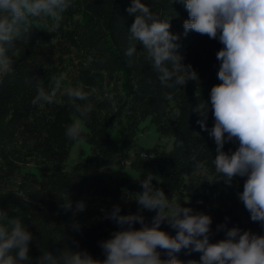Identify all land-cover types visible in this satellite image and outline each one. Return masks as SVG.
<instances>
[{"label": "trees", "instance_id": "16d2710c", "mask_svg": "<svg viewBox=\"0 0 264 264\" xmlns=\"http://www.w3.org/2000/svg\"><path fill=\"white\" fill-rule=\"evenodd\" d=\"M141 2L161 19L173 18L170 31L180 34L182 62L192 65L198 80L187 81L183 88L162 87L142 46L137 44L133 57L125 55L134 22V15L127 12L132 0H73L59 29H53L50 21L36 23L27 42L17 40L15 54L9 53L13 71H0V209L19 218L32 232L29 255L33 264L42 250L56 254L65 245L105 258L100 242L121 226L104 217L115 205L120 206L121 215L136 213L139 205L134 199L143 190L139 180L111 176V170L130 154L139 132L148 126L158 135L148 159L158 175L153 186L161 188L171 201L210 215L212 242L225 237L224 231H216L222 223L264 235V226L250 219L238 199L245 178H234L231 186L223 181L207 182L214 173L216 145L197 123L200 116L193 109L201 101L207 102L206 124L208 129L214 126L210 91L221 83L216 53L223 45L194 31L185 37L183 21L188 12L182 4L173 0ZM60 76L64 79L57 99L63 102L33 105L37 81L51 91L53 78ZM77 86L85 91L95 89L103 99L90 98L94 109L83 123L81 141L88 143L89 153L67 169L64 162L76 141L66 137L65 129L78 114L60 93L64 87ZM115 124L121 130L119 141L109 135ZM237 147L236 141L226 142L223 150ZM193 154L204 168L194 169ZM68 198L73 209L76 202L83 201L85 210L65 211L61 205ZM155 214L143 210L144 223L151 226ZM161 229L175 235L166 223ZM200 256L188 249L177 254L184 264L199 261ZM162 258H166L163 253Z\"/></svg>", "mask_w": 264, "mask_h": 264}, {"label": "clouds", "instance_id": "9594fccd", "mask_svg": "<svg viewBox=\"0 0 264 264\" xmlns=\"http://www.w3.org/2000/svg\"><path fill=\"white\" fill-rule=\"evenodd\" d=\"M174 2L182 4L188 12V18L183 21L185 37L194 31L218 39L223 45L216 53L221 83L210 91L214 126L208 129L206 124L207 102L201 101L193 109L200 116L197 123L216 145L214 173L207 182L223 181L231 186L234 178H245L243 191L237 193L238 199L250 213V219L264 226V0ZM71 7L73 0H0V71H13L9 53L15 54L17 40L27 42L31 29L38 22L50 21L53 29H59L64 14ZM127 12L134 15V22L129 28L126 56L133 57L137 44L142 46L145 59L157 73L162 87L183 88L187 81L198 80L192 65L182 62L180 34L170 31L173 18L161 19L141 0H132ZM63 79V76L54 77L51 91H46L38 80L32 104L62 103L57 99V91L62 88ZM60 94L67 96L78 114L66 127L65 135L73 142L81 140L83 123L94 109L90 98L95 96L101 100L103 97L95 89L85 91L80 86L64 87ZM166 96L172 98L169 94ZM77 101L86 103L82 105ZM233 141L238 142L236 150L225 152V143ZM151 158L141 153L142 160ZM190 159L194 169L204 168L195 154ZM153 180L151 172L139 180L143 190L136 193L134 199L139 205L136 213L121 215L120 206L115 205L104 217L121 226L111 238L100 242L104 259L94 258L87 250H73L65 245L56 254L42 250L35 264H184L177 258L184 249L201 253L199 261L189 260L187 264H264V235L235 226L229 228L227 223H222L217 225L216 231H224L225 237L212 242V217L171 201L161 188L153 186ZM61 206L65 211L73 210L74 214L86 207L83 201H78L73 209L69 198ZM145 209L156 213L151 226L144 223L141 215ZM137 223L142 227H134ZM165 223L175 230V235L161 229ZM33 239L26 224L0 209V264H33L29 255ZM162 253L166 258H162Z\"/></svg>", "mask_w": 264, "mask_h": 264}, {"label": "rangeland", "instance_id": "374dc122", "mask_svg": "<svg viewBox=\"0 0 264 264\" xmlns=\"http://www.w3.org/2000/svg\"><path fill=\"white\" fill-rule=\"evenodd\" d=\"M143 124H148V121H145ZM109 135L114 140L119 141L121 137V130L117 124L110 127ZM138 136L137 143L131 147L132 151L130 152V156L125 157L127 161L129 160L128 163L126 165H121L119 163V165L113 166L111 176L127 177L133 181H137L142 180L148 172H151L154 175V179H158L156 168L148 163V159L142 160L140 153H150L152 150L151 147L157 140L158 135L154 130V127L148 126L146 129L139 132ZM88 153V143L84 140L76 141L69 150L68 158L64 162V168L69 169L74 162L82 161Z\"/></svg>", "mask_w": 264, "mask_h": 264}, {"label": "built area", "instance_id": "2783aa9c", "mask_svg": "<svg viewBox=\"0 0 264 264\" xmlns=\"http://www.w3.org/2000/svg\"><path fill=\"white\" fill-rule=\"evenodd\" d=\"M140 153H146V152H140ZM148 155H150L151 157H152V153L150 152V153H147ZM128 156H130V154L129 155H126L125 157H128ZM125 159V158H124ZM122 159L121 161H120V164L121 165H126L127 163H128V161L125 159ZM128 159V158H127Z\"/></svg>", "mask_w": 264, "mask_h": 264}]
</instances>
